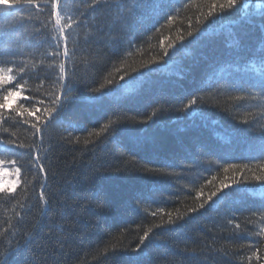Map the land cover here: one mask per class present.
Here are the masks:
<instances>
[{
    "label": "trees",
    "instance_id": "16d2710c",
    "mask_svg": "<svg viewBox=\"0 0 264 264\" xmlns=\"http://www.w3.org/2000/svg\"><path fill=\"white\" fill-rule=\"evenodd\" d=\"M138 2L110 0L111 15L105 14L99 21L102 26H107L103 35L95 31L96 13H91L81 27L73 26L69 46L76 47L77 53L68 62L69 75L75 64L81 69L79 75L87 76L90 81L93 78L97 80L93 87H99L107 79H114L116 84L105 85L107 105L101 108L94 107V102L86 99L88 90L81 83L77 84L79 99L74 101L67 115L77 128L73 136L80 138L79 145L58 142L63 129L57 127L47 129L42 147L37 144L41 148V157L47 155L42 162L48 171L46 197L53 210L48 212L46 219L45 205L37 203L38 188L33 191L38 179L33 174L24 176L16 190L19 193L16 201L9 204L7 197L0 194V232L16 225L13 210L19 211L18 205L27 204L31 209L25 212L20 225L12 228L10 233L0 235V259H5L3 253L15 246L21 249L20 254L14 257L15 264H114V251L125 253L116 258L119 264H130L125 250L135 248L143 233L152 228L149 238H154V243L145 252V264H168L169 261L173 264H225L222 259L224 253L232 256L236 250L240 251L236 257L238 264H245V257L250 254L246 246L253 243L260 228H264L258 217L249 223L247 214L239 216L237 222L241 223V230L237 231L246 233V238L233 236L232 226L220 220L214 209L203 214L191 213L187 226L176 234L163 232L154 225L166 221L169 212L175 214L179 209L183 214L187 209L198 206L200 201L196 199V192L203 187L207 195L211 190L207 181L216 176L214 183H218L224 175L223 167L229 163L248 164L252 172L264 174L260 169L262 162L250 159L255 154L250 139L239 137L235 132L242 120L253 121L257 132L264 128V100L258 96L247 97L243 101L224 97L217 100L214 92H201L199 94L207 103L199 106L202 111L198 110L195 117V129L192 128L193 118L182 111L190 98L188 92L195 93L199 88L213 89L216 79L234 74L227 65L239 49L241 38L246 50L254 52V55L233 67L260 66L257 61L264 53V17L258 9L250 10V18L242 25L243 12L239 9L243 0H238L237 10L214 17V22L209 23L204 17L212 0H151L143 21L121 30L116 24L117 11L124 14L125 9L134 7ZM37 3L40 8L33 6L19 11L28 28L26 35L41 45L40 51L23 57L30 72H35L41 63L48 66L46 71L59 63L44 59V52L51 53L53 50L48 38H54L56 32L47 19V13L42 11L44 0H37ZM160 3L165 5L163 11L160 10ZM61 6L65 14L77 19L80 18L77 7H85L86 10L81 0H62ZM29 16L31 21L27 20ZM41 23H47L43 35L35 31ZM204 27L207 28L204 35L189 43L191 38L187 36V31ZM181 35L185 37L183 43L178 39ZM113 41L122 51V56L104 65L100 62L111 53ZM128 41H132L130 46ZM170 43L175 46L174 53L169 48ZM166 49L170 57L161 58ZM91 63H98V67L86 72ZM3 66L0 63V67ZM149 68L154 71H148ZM124 72L128 75L120 80ZM114 87L119 91H112ZM26 88L38 98L51 95L54 90L52 85L45 83L40 87L34 80H28ZM25 95H28L27 91ZM110 105H119V108L114 110ZM161 108L165 110L159 111ZM153 111L157 112V117L154 118L155 123L149 121V130L160 137L168 151L175 154V162L191 165L193 160L198 161L196 167L187 172L177 167V178L171 185L160 177L117 170L118 161L112 158L111 153L106 157L108 163L105 164V161L96 159L95 153L88 151L91 144H84L85 140L99 143L106 134L101 133L97 137L88 133L100 132L110 120H124L125 113L133 118L128 127L146 128L148 125L139 121L146 120ZM29 128L30 125H24L10 130L16 132L19 143L31 146L33 138ZM174 131L177 135L172 134ZM5 135L0 128V136ZM177 136L182 138V144ZM122 148L126 157L134 156L142 163H164L163 159H152L147 152L131 145L125 144ZM209 149L211 154L202 156V150ZM3 152L0 147V153ZM17 153H24L20 162L27 168L31 160L26 148L16 149L11 157L0 155V159L7 163L9 158L16 159ZM91 165L100 169L99 175L89 174ZM86 175L88 182L79 183ZM152 190L156 195L150 198ZM262 193L264 189L259 184H249L248 193L243 197L236 194L230 206L257 207L264 201ZM98 196L102 197L100 207L97 206ZM138 196L147 200L139 203L136 200ZM161 208L163 212L159 211ZM154 211L158 213L155 217L152 216ZM41 221L44 227L33 240L34 226ZM189 237H195L197 243H192ZM260 255L264 257V243L260 245ZM252 264H256L255 259ZM259 264H264V259Z\"/></svg>",
    "mask_w": 264,
    "mask_h": 264
},
{
    "label": "snow or ice",
    "instance_id": "6c2138e0",
    "mask_svg": "<svg viewBox=\"0 0 264 264\" xmlns=\"http://www.w3.org/2000/svg\"><path fill=\"white\" fill-rule=\"evenodd\" d=\"M151 0H139V2L130 9H125L124 14L117 11L118 17L116 24L121 30L133 23H141L146 16L147 8ZM81 5L86 6L77 7L79 19L72 15H67L64 12L60 4V0H44V6L42 11L47 13V19L51 21L54 26L56 35L54 38H48L52 45V52H44L45 60L59 61L57 66H54L50 71H46L47 65L41 63L40 67L35 72H30L28 65L24 62L23 57L30 54L33 51H40V43H38L33 37L26 35L28 28L26 27L25 18L20 16L19 11L26 7L31 8L35 6L40 8L41 5L37 3V0H0V20L4 23L0 24V63L4 66L0 67V128H3L5 136H0V147L4 149L0 155L11 154L16 149H27V155H29L31 164L25 168V165L20 162L24 153H17L16 159L7 161L8 166L3 167L5 161L0 160V194L7 197V203H11L17 200L19 193L16 191L18 186H21L22 180L25 175L33 174L36 179L33 191L37 193V203L42 202L45 205L44 217L47 218L48 212H51L52 205L49 199L46 197V191L48 189V171L45 169V164L42 160L47 159V155L41 157L40 147L44 143V137L47 129L57 127L62 128L63 133L61 134L58 142H64L67 144H80V138L74 137L73 132L77 131L74 123L68 118V111L72 107L74 101L79 99L76 95L77 84L81 83L85 89L88 90L87 100L94 102V107L101 108L107 105L105 97L108 92L105 91V85L113 86L116 84L114 79H107L105 83H100L99 87H93L97 80L93 78L91 81L87 76L79 75L81 71L78 65L73 64L71 69V75H69L68 62L72 60L73 56L77 53V48L69 46V38L71 36V30L73 26L81 27L88 16L91 13L97 14V23L95 25V31L98 34L103 35L106 31V25L102 26L100 17L108 14L111 15L112 5L110 0H81ZM238 0H212L209 4V10L207 15L204 17L209 20V23L214 22V17L223 16L225 13L232 10H237ZM160 10L163 11L165 5L160 3ZM259 10V13L264 17V0H243L240 5V9L243 12L241 18L242 25L245 24L250 18V10ZM27 20L31 21L32 17H27ZM197 23H200L199 21ZM47 29V23H41L40 28L35 29L37 33L43 35ZM207 30L206 27L203 29L195 28L187 31V36L191 38L189 43H193L204 35ZM181 43L184 42L185 37L181 35L178 37ZM264 39V37H262ZM132 41H128L129 46ZM169 48L173 49V53L176 51L175 46L170 43ZM250 55H254V52L246 50L241 38V45L236 50L232 57L231 62L228 63V67L232 68L233 75L223 76L215 80V86L213 89L199 88L196 92H188L187 95L190 97L187 103L184 105L182 111H185L188 117L192 119V128L197 127L195 117L197 116L198 110L202 111L199 106L203 103H207L206 100L202 99L199 93L203 92H214L217 100L224 97L229 100H245L247 97L258 96L261 100H264V53H261L258 57L259 67L254 65L249 66H235L243 63L248 59ZM122 51L117 46L116 41H113V48L110 54H106L100 63L104 65L110 64L113 59H120ZM170 57L169 51L166 49L162 53V57ZM167 63V61H166ZM98 67V63H91L86 72H91L93 69ZM117 71H119L117 69ZM148 71H154L149 68ZM110 75V74H109ZM128 73L124 72L120 75L119 79L124 80ZM28 80L36 81L40 87H43L45 83L52 85L53 91L51 95L43 96L38 98L32 95L31 90L26 88ZM28 95H25V92ZM112 91H119L118 88H112ZM239 93L240 95H235ZM13 102H15L13 104ZM219 106V104H217ZM259 106V105H258ZM114 110L119 108V105H110ZM161 108L159 111H164ZM157 117V112L153 111L146 120L139 121L141 124L148 125L146 128L133 129L127 125L133 122V118L128 117L124 114V120L109 121L105 124L100 132H89V136L100 137L101 133L106 134L103 139L99 142H93L91 140H85L84 144H91L92 147L88 149L96 154L97 160L105 161L108 163L106 157L109 153L112 154V158L116 159L117 170L125 172H141L149 177H160L168 181L171 185L177 178L176 168L180 167L182 171H190L196 167L198 161L193 160L191 165L181 164L178 165L176 156L174 153L168 151L157 135L151 132L149 129L151 125L149 121L155 123L154 118ZM30 125L29 131L32 136L31 146L19 143V138L15 131L10 130L16 126ZM240 127L235 129L236 134L239 137H247L250 139L253 145L255 154L250 157L252 160L261 161L260 169L264 172V128H260L257 132L253 121L242 120L240 121ZM86 130V129H81ZM184 131V129H180ZM173 135H177L174 131ZM178 142L182 144V138L177 136ZM131 145L137 150L147 152L152 159H163L162 165H155L150 162H141L133 157H126L122 145ZM99 149L97 152L96 150ZM211 149L207 151L202 150V156H208L211 154ZM153 165V166H150ZM102 167L104 165H101ZM231 173V174H230ZM90 175H99L100 169L95 165L90 166ZM223 178L218 183H214L217 180L216 176H212L207 181L211 185V190L205 195L203 187L199 188L196 192V199L200 201L198 206L187 209L183 214L177 209L176 213H167V220L154 225L155 228L161 229L163 232L176 234L187 226L188 221L192 218L191 213L203 214L210 209H214L220 220L226 221L228 225L233 228V236H244L247 234L241 230V223L237 222L239 216L247 214L250 223L252 219L258 217L259 222L264 224V201L257 207L247 208H232L230 202L236 194H240L242 197L248 193V185L255 183L259 184L264 189V174H257L250 170L248 164H237L229 163L226 167H223ZM55 178V176H53ZM26 183V181H24ZM88 175L85 176L83 181L79 183H87ZM21 190H25L21 188ZM156 195L152 190L150 198ZM264 195V193H262ZM148 198V199H150ZM30 199V198H29ZM102 197H97V206H102L100 200ZM136 200L139 203H143L144 197L138 196ZM19 211L13 210V216L16 218V225H10L8 228H4L0 235L10 233L11 229L20 225L24 221L25 212H30L31 209L27 204L18 205ZM163 212V209H159ZM157 212H152V216H157ZM7 224L8 221H5ZM215 226V224L213 225ZM44 227L41 221L38 225L34 226L33 240L39 235L40 231ZM153 231L149 228L139 238L135 248L125 250L129 255L130 264H145L144 256L146 250H148L154 243V238L150 239L149 234ZM264 228H260L257 238L253 243L248 244L247 250L250 254L245 257V264H252L255 259L256 264L264 259L260 255V245L264 243ZM192 243H197L195 237H189ZM185 241V243L188 242ZM27 245H25V248ZM21 252L20 248L15 246L10 247L3 253L5 259H0V264H15L14 257L19 255ZM120 251H114V264H119V260L116 259L120 255H123ZM240 255V251L236 250L232 256L228 253H224L222 259L225 264H238L236 257ZM32 264V262H29ZM168 264H173L169 261Z\"/></svg>",
    "mask_w": 264,
    "mask_h": 264
},
{
    "label": "rangeland",
    "instance_id": "374dc122",
    "mask_svg": "<svg viewBox=\"0 0 264 264\" xmlns=\"http://www.w3.org/2000/svg\"><path fill=\"white\" fill-rule=\"evenodd\" d=\"M14 103V102H13ZM1 160V159H0ZM3 167H7L8 166V164L7 163H4V165H2ZM19 187V186H18ZM17 187V188H18Z\"/></svg>",
    "mask_w": 264,
    "mask_h": 264
},
{
    "label": "water",
    "instance_id": "95a60500",
    "mask_svg": "<svg viewBox=\"0 0 264 264\" xmlns=\"http://www.w3.org/2000/svg\"><path fill=\"white\" fill-rule=\"evenodd\" d=\"M62 3V0H60V4Z\"/></svg>",
    "mask_w": 264,
    "mask_h": 264
}]
</instances>
